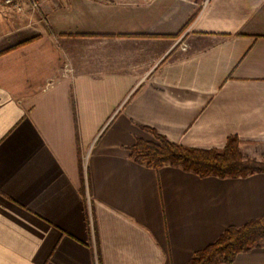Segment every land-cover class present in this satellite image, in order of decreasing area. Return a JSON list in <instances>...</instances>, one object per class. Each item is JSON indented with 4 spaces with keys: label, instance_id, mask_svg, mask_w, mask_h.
Returning a JSON list of instances; mask_svg holds the SVG:
<instances>
[{
    "label": "crops",
    "instance_id": "obj_1",
    "mask_svg": "<svg viewBox=\"0 0 264 264\" xmlns=\"http://www.w3.org/2000/svg\"><path fill=\"white\" fill-rule=\"evenodd\" d=\"M43 3L46 24L0 32V264H189L264 215V172L130 157L153 131L264 157V0Z\"/></svg>",
    "mask_w": 264,
    "mask_h": 264
},
{
    "label": "trees",
    "instance_id": "obj_2",
    "mask_svg": "<svg viewBox=\"0 0 264 264\" xmlns=\"http://www.w3.org/2000/svg\"><path fill=\"white\" fill-rule=\"evenodd\" d=\"M153 134L155 140L138 138L130 148V157L133 160L149 167L159 168L170 164L200 176L220 178L247 177L264 172V157L258 160L245 155L240 149L241 141L237 135L229 136L222 149H201L170 141L155 131ZM262 246L264 215L241 227H227L214 243L195 253L189 264L232 263L238 254Z\"/></svg>",
    "mask_w": 264,
    "mask_h": 264
},
{
    "label": "rangeland",
    "instance_id": "obj_3",
    "mask_svg": "<svg viewBox=\"0 0 264 264\" xmlns=\"http://www.w3.org/2000/svg\"><path fill=\"white\" fill-rule=\"evenodd\" d=\"M15 1L18 2V6L8 5L0 0V32L40 22L46 24L45 15L42 12L45 0Z\"/></svg>",
    "mask_w": 264,
    "mask_h": 264
},
{
    "label": "built area",
    "instance_id": "obj_4",
    "mask_svg": "<svg viewBox=\"0 0 264 264\" xmlns=\"http://www.w3.org/2000/svg\"><path fill=\"white\" fill-rule=\"evenodd\" d=\"M6 4L8 5H13V6H18V2L15 0H3ZM148 1H153V0H148ZM210 0H200V8H205L207 4L209 3Z\"/></svg>",
    "mask_w": 264,
    "mask_h": 264
}]
</instances>
